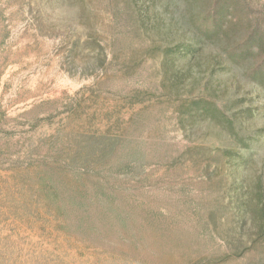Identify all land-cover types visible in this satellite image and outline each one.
Instances as JSON below:
<instances>
[{"label":"rangeland","instance_id":"374dc122","mask_svg":"<svg viewBox=\"0 0 264 264\" xmlns=\"http://www.w3.org/2000/svg\"><path fill=\"white\" fill-rule=\"evenodd\" d=\"M0 264H264V0H0Z\"/></svg>","mask_w":264,"mask_h":264}]
</instances>
